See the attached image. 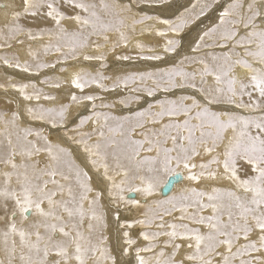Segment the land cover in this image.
Masks as SVG:
<instances>
[{"label":"snow or ice","instance_id":"snow-or-ice-1","mask_svg":"<svg viewBox=\"0 0 264 264\" xmlns=\"http://www.w3.org/2000/svg\"><path fill=\"white\" fill-rule=\"evenodd\" d=\"M165 2L172 18L138 17L139 0L0 4V65H60L65 78L40 83L76 90L65 101L7 74L0 84V264H264V0ZM29 16L51 26L26 28ZM145 33L162 43L115 59L166 66L106 74L108 55ZM25 40L35 68L5 51Z\"/></svg>","mask_w":264,"mask_h":264},{"label":"rangeland","instance_id":"rangeland-1","mask_svg":"<svg viewBox=\"0 0 264 264\" xmlns=\"http://www.w3.org/2000/svg\"><path fill=\"white\" fill-rule=\"evenodd\" d=\"M7 2H8V0H0V4H5ZM123 2H127V0H123ZM16 3L20 4L21 0H16ZM155 7L157 8L158 11L156 10ZM133 12L135 14H137L138 17L140 15H152V16H157V17H161V18H172V13L174 12V7L170 3L165 2V0H139L138 5L136 7H134V9H133ZM209 15L211 16L212 14H209ZM210 22L211 21L209 20L208 17H203L201 19V21H197V24L192 26V29L186 30L185 33H182L180 38L183 39L185 43H187L188 41H190L192 39L193 36H195V31L194 30L197 29V25H199L200 27H203L204 25H206V24H208ZM4 23H5V18H1L0 17V26H3ZM20 23L22 25H24L26 28L32 29L33 31H38L40 29H44L46 27H50L51 26V22L50 21H46V20L40 19V18H33V17H30V16L26 17V18L22 17ZM147 24L151 25V24H154V22L153 21H149V22H147ZM146 26L147 25H138L137 26V33H139L141 28L146 27ZM159 27H163V26L161 25ZM188 32H191V35H188ZM145 34H148V33H145ZM152 34H154V33H152ZM138 38H140V39H138ZM147 39L148 38H144L143 36L137 35V36L133 37V44L130 45L128 48L121 47V48H118L115 53H110L108 55L109 68L107 70H105L106 74L111 75V74H114V73L153 70V69L156 68V66L157 67H165L166 66V62L165 61H142V60H138V59L130 60V61H119V60H116L114 58L116 55H120V54L136 56L137 55V51H138L134 47V42L136 40H139L140 42L144 43L147 46H155V45H158V44L162 43V38L159 41H155V40H151L150 41L149 39L148 40ZM46 42H47V38H45V40H43V41L32 42V47H33L34 50H39V46L41 44L46 43ZM28 43L29 42L27 40H25V44H26L25 46L24 45L14 44V47L12 49H7L5 51H7L9 54H12V53L18 54L22 63L27 61L28 63H30L33 66V68H35L36 61L32 60L31 57L28 56V57H26V59L25 58H21V54L23 53V50L25 51V53H27V45H28ZM39 59L41 61H44V62H54L55 56L51 55V54L48 55V56H44L41 53ZM116 62H118V64ZM148 62H150V63H148ZM70 63H75V62H70ZM81 63L83 65H85V66H88L89 64L95 65L98 62H95V61H93V62L81 61ZM149 64H151V65H149ZM152 65H153V67H151ZM59 67H60V65H57L56 68H47V69H44V70L40 71L39 75H35V74L23 73V72H20L19 70H16V69H8V68H5L4 66L0 65V84L5 83V74H7V76L9 78H13L14 81H17V82H21V81L22 82H35L36 85H37V88L43 89L45 92H50V93L56 94L58 97H60L61 99L66 101L68 92L76 91L75 89H72L70 87V85L65 84L60 89H53V88L51 89L47 85H44V84L40 83V81L43 78H45V77H51V78L60 77L62 79L65 78V75H67V74L60 73L59 72ZM21 76H23V77H21ZM29 91H31V89ZM86 91H99V90L93 88L91 90H86ZM9 95L13 96V97L17 96V94L14 93V92H9ZM103 95L106 98V102H111L113 100V98H114L113 94H111V93H103ZM3 99H4V93L2 92V90H0V109H2V107H4V100ZM21 103H26V102L21 101ZM33 103H35V102H33ZM40 103L47 107V106H52L56 102L53 103V101H43V100H41ZM8 107L11 108V107H14V105H9ZM133 107H134L133 110H135L136 108H138V105H133ZM114 111L116 113H125L126 114L129 110L128 109H123L122 107L118 106ZM35 123L38 124L39 122H35ZM0 130H2V129H0ZM53 132H54L53 135H55V131L54 130H53ZM53 137H55V136H53ZM164 179H167V177H164ZM180 183H182V182H180ZM180 183H178V184H180ZM128 195H132V194H128ZM169 195H171V194H169ZM131 198L140 199V196L137 194V195H135L134 197H131ZM158 198H163V197L161 195ZM134 212H135V210H134ZM133 218H134V216H127V215H125L122 212L120 219H121V221H124V220H132ZM108 224H109L108 233H109L110 237H112V239H110V244H111V246L113 248L114 255H116L119 258V251L120 250H119V248L116 247L115 240H114V235H115V232H116V224H114V220H113V217H112L111 214L108 217ZM138 231H139L138 228H134L132 230V235L135 236V234ZM141 243H143V242L141 241Z\"/></svg>","mask_w":264,"mask_h":264},{"label":"bare ground","instance_id":"bare-ground-1","mask_svg":"<svg viewBox=\"0 0 264 264\" xmlns=\"http://www.w3.org/2000/svg\"><path fill=\"white\" fill-rule=\"evenodd\" d=\"M8 2H9V0H8ZM7 2V3H8ZM148 8V7H147ZM156 8V7H155ZM152 9V8H151ZM156 10H157V8H156ZM152 11V10H151ZM155 11V10H154ZM158 11V10H157ZM153 13V12H152ZM160 13V12H159ZM157 14V13H156ZM163 14V13H162ZM163 16V15H162ZM0 17L1 18H5V12L3 11V10H0ZM161 18V17H160ZM154 22V21H153ZM161 26V25H160ZM143 37L144 38H148L150 41L151 40H155V41H159L161 38H159V37H157V36H155V34H144L143 35ZM138 39H140V38H138ZM147 39V40H148ZM146 40V41H147ZM154 41V42H155ZM37 42V41H36ZM40 43V42H39ZM26 45V44H25ZM24 45V46H25ZM18 47V46H17ZM18 51V50H17ZM26 57H28V55H27V53H25V51L23 50V53L21 54V58H25L26 59ZM113 58V57H112ZM115 58V57H114ZM113 60V59H112ZM116 61V60H115ZM166 62V61H165ZM117 64H118V62H116ZM146 63V62H145ZM148 63H150V62H148ZM155 64V63H154ZM159 64V63H158ZM157 64V65H158ZM164 64V63H163ZM147 65V64H146ZM149 65H151V64H149ZM162 65V64H161ZM151 67H153V65L151 66ZM155 67V66H154ZM150 68V67H149ZM156 68H158L157 66H156ZM144 70V69H143ZM21 77H23V76H21ZM65 77H66V75H65ZM52 89V88H51ZM3 98V97H2ZM4 100V99H3ZM2 101V100H1ZM54 103V102H53ZM139 107V106H138ZM3 108V107H2ZM134 108V107H133ZM53 131V130H52ZM55 131V130H54ZM54 133V132H53ZM53 136H55V135H53ZM52 136V139H55V137H53ZM0 139H2V138H0ZM186 183V182H185ZM184 186V182H182V183H180V184H178L177 185V187H176V189H175V191L176 192H178L179 190H180V188H182ZM171 195L173 194L172 192L170 193ZM163 197V196H162ZM121 218V217H120ZM114 224H115V221H114ZM117 247V246H116ZM119 251V250H118ZM120 252V251H119Z\"/></svg>","mask_w":264,"mask_h":264},{"label":"water","instance_id":"water-1","mask_svg":"<svg viewBox=\"0 0 264 264\" xmlns=\"http://www.w3.org/2000/svg\"><path fill=\"white\" fill-rule=\"evenodd\" d=\"M170 193H171V192H169L168 195H169ZM161 195L163 196V194H161ZM129 197L131 198V197H134V196H133V195H129Z\"/></svg>","mask_w":264,"mask_h":264}]
</instances>
